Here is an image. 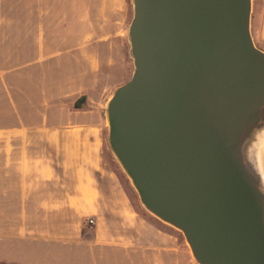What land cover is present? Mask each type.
<instances>
[{"label":"crops","instance_id":"0c3cea01","mask_svg":"<svg viewBox=\"0 0 264 264\" xmlns=\"http://www.w3.org/2000/svg\"><path fill=\"white\" fill-rule=\"evenodd\" d=\"M129 20L128 0H0V264H199L105 156Z\"/></svg>","mask_w":264,"mask_h":264},{"label":"water","instance_id":"95a60500","mask_svg":"<svg viewBox=\"0 0 264 264\" xmlns=\"http://www.w3.org/2000/svg\"><path fill=\"white\" fill-rule=\"evenodd\" d=\"M133 72L106 104L108 144L143 208L199 264H264V159L243 140L264 100L253 0H132Z\"/></svg>","mask_w":264,"mask_h":264},{"label":"rangeland","instance_id":"374dc122","mask_svg":"<svg viewBox=\"0 0 264 264\" xmlns=\"http://www.w3.org/2000/svg\"><path fill=\"white\" fill-rule=\"evenodd\" d=\"M128 3H129V7H130V20H131V18L133 16L132 0H128ZM253 34H254V38H255V41L258 44V46H260L261 48H264V42L261 41L259 36H258V25L256 22H255V26L253 28ZM122 55L126 61V68H127V75H126L124 81L122 82V83H124L125 81L129 80L130 77L132 76V72H133V68H134L133 60L130 56V45L128 42L127 32H126V36H125V43L122 46ZM107 136H108V126H107V130H106V146H105L106 159H107L109 165H111L116 170V172L119 174L120 178L123 181V184L125 185L130 196L133 198L134 202L137 205L142 206L140 199H139V196H138L134 186L132 185L130 178L128 177L126 172L123 170L120 163L115 158L114 153L110 149V146H109L108 140H107Z\"/></svg>","mask_w":264,"mask_h":264},{"label":"bare ground","instance_id":"6f19581e","mask_svg":"<svg viewBox=\"0 0 264 264\" xmlns=\"http://www.w3.org/2000/svg\"><path fill=\"white\" fill-rule=\"evenodd\" d=\"M258 115L259 120L256 126H248L247 128H245V130L242 131V135L245 143H249L253 147H258V149L264 150V145L256 143L252 138L253 135H257L258 137L264 135V100L262 101V104L259 105Z\"/></svg>","mask_w":264,"mask_h":264},{"label":"clouds","instance_id":"9594fccd","mask_svg":"<svg viewBox=\"0 0 264 264\" xmlns=\"http://www.w3.org/2000/svg\"><path fill=\"white\" fill-rule=\"evenodd\" d=\"M252 138L254 139V141L256 143H260V144L264 145V135L259 136V137L257 135H253ZM257 150L260 151V149H257ZM256 168H257L259 175L262 178H264V159H258L257 160Z\"/></svg>","mask_w":264,"mask_h":264},{"label":"trees","instance_id":"16d2710c","mask_svg":"<svg viewBox=\"0 0 264 264\" xmlns=\"http://www.w3.org/2000/svg\"><path fill=\"white\" fill-rule=\"evenodd\" d=\"M86 100H87V96L84 94V95L80 96V97L75 101L74 106H75L76 108H81V107L84 106ZM140 207H141V206H140Z\"/></svg>","mask_w":264,"mask_h":264},{"label":"built area","instance_id":"2783aa9c","mask_svg":"<svg viewBox=\"0 0 264 264\" xmlns=\"http://www.w3.org/2000/svg\"><path fill=\"white\" fill-rule=\"evenodd\" d=\"M89 221H90L91 223H93V219H90Z\"/></svg>","mask_w":264,"mask_h":264}]
</instances>
